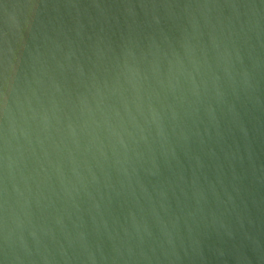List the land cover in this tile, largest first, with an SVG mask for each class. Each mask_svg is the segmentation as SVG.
Segmentation results:
<instances>
[{
  "label": "water",
  "instance_id": "95a60500",
  "mask_svg": "<svg viewBox=\"0 0 264 264\" xmlns=\"http://www.w3.org/2000/svg\"><path fill=\"white\" fill-rule=\"evenodd\" d=\"M0 264H264V0H0Z\"/></svg>",
  "mask_w": 264,
  "mask_h": 264
},
{
  "label": "clouds",
  "instance_id": "9594fccd",
  "mask_svg": "<svg viewBox=\"0 0 264 264\" xmlns=\"http://www.w3.org/2000/svg\"><path fill=\"white\" fill-rule=\"evenodd\" d=\"M5 106L7 107V99L5 100ZM163 131V129H161V132ZM5 228L7 229V223L5 221ZM7 235H8V232H7ZM9 236V235H8Z\"/></svg>",
  "mask_w": 264,
  "mask_h": 264
}]
</instances>
